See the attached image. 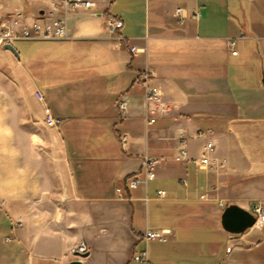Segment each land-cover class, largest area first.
I'll use <instances>...</instances> for the list:
<instances>
[{"label":"crops","instance_id":"1","mask_svg":"<svg viewBox=\"0 0 264 264\" xmlns=\"http://www.w3.org/2000/svg\"><path fill=\"white\" fill-rule=\"evenodd\" d=\"M96 1L70 13L66 41L0 48V264H68L81 245L85 264H145L143 251L149 264H264V217L240 235L221 225L230 205L264 208V0ZM43 7L0 0V18ZM209 141L213 166L175 160ZM147 157L156 179L130 189Z\"/></svg>","mask_w":264,"mask_h":264},{"label":"built area","instance_id":"2","mask_svg":"<svg viewBox=\"0 0 264 264\" xmlns=\"http://www.w3.org/2000/svg\"><path fill=\"white\" fill-rule=\"evenodd\" d=\"M48 3V8L43 9V13L40 14L28 22L25 17L18 15L16 17H1L0 18V48L5 44L15 45L21 41H38V40H58L65 41L69 38L68 20L71 12L76 10L93 11L97 7L96 0H44ZM176 16L180 22H184L186 19L185 10L178 8L176 10ZM113 27L120 28L122 22L115 21ZM231 45H235V41H231ZM138 51L136 47H132L131 52L135 54ZM237 51H233L234 55H237ZM163 93L158 86L150 85L146 82V100L149 103L160 105L162 102ZM36 97L41 102L44 101V95L40 92H36ZM118 109L122 115H125L128 110V98L122 96L118 100ZM148 124L155 123L154 118H149ZM45 125L49 128H58L62 124L63 120L60 117L55 116L49 110L46 111ZM126 136H122V142L126 143ZM216 151V145L209 141L205 147L204 152L199 159H191L184 144L176 154L175 160L182 162H191L199 167L213 166L211 156ZM158 160L147 157L144 160V178H141L140 174L134 175L128 182L130 189H136L141 184H147L149 181L156 179V172L158 169ZM118 197L123 199L122 189H118ZM159 196H164V191L158 192ZM254 216L259 219L264 217V208L258 205L255 208ZM170 233L168 230L154 231L148 230L144 233L143 237L146 241H167V235ZM86 247L81 245L76 251L86 252ZM229 250V249H228ZM134 261L149 264L148 254L143 251L141 254L134 256Z\"/></svg>","mask_w":264,"mask_h":264},{"label":"water","instance_id":"3","mask_svg":"<svg viewBox=\"0 0 264 264\" xmlns=\"http://www.w3.org/2000/svg\"><path fill=\"white\" fill-rule=\"evenodd\" d=\"M3 50L11 51L14 55L19 57L16 48L13 45L5 44L2 46ZM257 222V218L253 213L237 206L230 205L226 207L221 216L222 228L233 235H240L252 228ZM75 256L79 259L73 260L68 264H85L83 259L89 256V253H82L77 251Z\"/></svg>","mask_w":264,"mask_h":264},{"label":"rangeland","instance_id":"4","mask_svg":"<svg viewBox=\"0 0 264 264\" xmlns=\"http://www.w3.org/2000/svg\"><path fill=\"white\" fill-rule=\"evenodd\" d=\"M43 4H44V7H43V9L45 10V9H47L49 6H48V3H46L44 0H40ZM43 13V10H42V12L40 13V14H42ZM18 15H22V14H14V15H11V16H6V17H16V16H18ZM39 15V14H38ZM23 16V15H22ZM24 17V16H23ZM26 18V17H25ZM35 19V18H34ZM47 40V39H46ZM66 41V40H65ZM18 43V42H17ZM14 46V45H13ZM18 46H20V44L18 45ZM153 247L156 245V244H151ZM225 247L226 246H224V250H225ZM197 254H195V253H186V256H185V258H186V261L188 262V260L189 261H195L196 259H197Z\"/></svg>","mask_w":264,"mask_h":264}]
</instances>
